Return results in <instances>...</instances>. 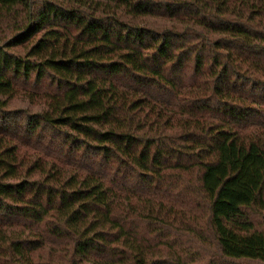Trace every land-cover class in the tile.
Listing matches in <instances>:
<instances>
[{"label":"trees","instance_id":"trees-1","mask_svg":"<svg viewBox=\"0 0 264 264\" xmlns=\"http://www.w3.org/2000/svg\"><path fill=\"white\" fill-rule=\"evenodd\" d=\"M0 264H264V0H0Z\"/></svg>","mask_w":264,"mask_h":264}]
</instances>
